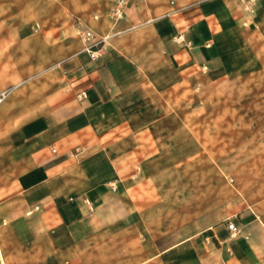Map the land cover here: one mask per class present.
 <instances>
[{
	"label": "crops",
	"instance_id": "obj_1",
	"mask_svg": "<svg viewBox=\"0 0 264 264\" xmlns=\"http://www.w3.org/2000/svg\"><path fill=\"white\" fill-rule=\"evenodd\" d=\"M117 2L59 0V12L47 2L38 25L53 43L41 56L53 82L40 114L12 131L13 162L0 168V264H264V221L250 206L165 228L164 147L144 104L149 89L229 70L244 9L126 0L115 18Z\"/></svg>",
	"mask_w": 264,
	"mask_h": 264
},
{
	"label": "rangeland",
	"instance_id": "obj_2",
	"mask_svg": "<svg viewBox=\"0 0 264 264\" xmlns=\"http://www.w3.org/2000/svg\"><path fill=\"white\" fill-rule=\"evenodd\" d=\"M48 1L0 0V93L8 95L0 106V168L6 171L15 153L12 131L40 114L53 82V65L41 58L53 43L38 25L48 16ZM238 1L245 19L230 69L194 84L149 89L144 99L164 147L158 181L165 228L189 225L211 210L236 213L239 206L264 221V0ZM123 14L113 11L115 18ZM86 43L104 44L92 34ZM11 253L4 250L5 260Z\"/></svg>",
	"mask_w": 264,
	"mask_h": 264
},
{
	"label": "built area",
	"instance_id": "obj_3",
	"mask_svg": "<svg viewBox=\"0 0 264 264\" xmlns=\"http://www.w3.org/2000/svg\"><path fill=\"white\" fill-rule=\"evenodd\" d=\"M123 8H124V0H120L118 3V6L116 7L115 13L117 16L121 17L123 14ZM90 37V34H88V38ZM7 92L0 93V106L5 102L7 99ZM228 229L231 232H237L238 227L236 226V223L232 220L228 221Z\"/></svg>",
	"mask_w": 264,
	"mask_h": 264
}]
</instances>
